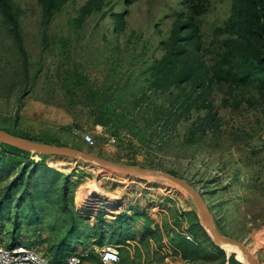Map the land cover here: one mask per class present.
<instances>
[{
  "label": "rangeland",
  "instance_id": "rangeland-1",
  "mask_svg": "<svg viewBox=\"0 0 264 264\" xmlns=\"http://www.w3.org/2000/svg\"><path fill=\"white\" fill-rule=\"evenodd\" d=\"M232 1L196 0L203 7L199 52L207 59L221 51ZM14 2L27 58L0 11V128L182 177L204 195L221 233L245 242L264 264V94L257 82L215 84L207 101L218 127L203 136L192 132L207 108L185 105L178 116L175 87L151 86L162 41L190 11L189 0H69L46 27L38 0ZM0 200V244L25 242L52 262L113 242L120 264H249L239 249L214 241L192 195L159 174L21 154L0 141Z\"/></svg>",
  "mask_w": 264,
  "mask_h": 264
},
{
  "label": "trees",
  "instance_id": "trees-1",
  "mask_svg": "<svg viewBox=\"0 0 264 264\" xmlns=\"http://www.w3.org/2000/svg\"><path fill=\"white\" fill-rule=\"evenodd\" d=\"M67 1L69 0H38L42 7V23L45 27ZM189 2L190 11L180 13L174 21L170 35L162 41L165 53L155 61L154 81L151 86L159 87L162 91L171 86L175 87L172 95L176 94V99L172 100L171 104L177 108L175 114L178 116L181 113L179 114L180 111L177 110L185 105L191 107L196 104L197 107L199 105L200 108H207V114L202 119L199 118L192 132L194 136L200 130L203 136L207 129L218 127V124L215 127L211 126L215 114L212 112L210 101H207L208 94L215 84L236 86L256 81L259 91L264 94V0L232 1V12L226 22L227 34L220 40L221 51L211 59L205 57V52L202 55L199 52L204 45L201 34H198V15L203 10L202 4L196 3V0ZM0 11L7 20L8 27L17 36L19 47L27 58L18 6L14 0H0ZM122 15L120 13L115 15L120 30L124 27ZM27 89L28 85L22 93L25 94ZM181 96L184 98L179 105L178 99ZM159 108L165 109L163 105ZM15 148L21 154L27 152ZM10 189L11 187L7 190ZM2 202L3 200H0L1 206ZM200 226L207 233L201 224ZM56 250L54 254L59 255L61 247ZM55 258L59 260L64 257ZM230 258L236 260L235 254L232 253Z\"/></svg>",
  "mask_w": 264,
  "mask_h": 264
},
{
  "label": "water",
  "instance_id": "water-1",
  "mask_svg": "<svg viewBox=\"0 0 264 264\" xmlns=\"http://www.w3.org/2000/svg\"><path fill=\"white\" fill-rule=\"evenodd\" d=\"M0 141L22 150L34 151L41 154L79 156L87 161L94 162L102 167H105L112 171L120 172L124 175L147 176L159 174L161 176L167 177L172 181L178 183L192 195L193 201L199 209L201 220L208 228L209 235L213 238L214 241H216L217 243H222L223 245H230L233 248L244 250L248 255L249 264H261L259 259L255 256V254L252 253L245 242L240 241L235 237L226 236L221 233L219 226L217 225V220L214 212L206 201L204 195L193 184L178 175L158 168H152L148 166H132L114 162L104 156L83 151L72 146H58L48 142L24 138L21 136H17L14 133L3 128H0Z\"/></svg>",
  "mask_w": 264,
  "mask_h": 264
},
{
  "label": "built area",
  "instance_id": "built-area-1",
  "mask_svg": "<svg viewBox=\"0 0 264 264\" xmlns=\"http://www.w3.org/2000/svg\"><path fill=\"white\" fill-rule=\"evenodd\" d=\"M86 139L93 144L92 136L86 134ZM40 252L32 245L14 241L9 245L0 244V264H120L121 249L113 242L91 250L71 253L57 261Z\"/></svg>",
  "mask_w": 264,
  "mask_h": 264
},
{
  "label": "bare ground",
  "instance_id": "bare-ground-1",
  "mask_svg": "<svg viewBox=\"0 0 264 264\" xmlns=\"http://www.w3.org/2000/svg\"><path fill=\"white\" fill-rule=\"evenodd\" d=\"M98 188H97V186H96V184H95V186L93 185L92 186V190L94 191V190H97ZM224 246V248H233L232 246H230V245H223ZM240 250V252L241 253H243L244 255H245V257H247L248 258V255L246 254V252L244 251V250H241V249H239ZM252 253H253V251H252ZM242 255V254H241Z\"/></svg>",
  "mask_w": 264,
  "mask_h": 264
}]
</instances>
